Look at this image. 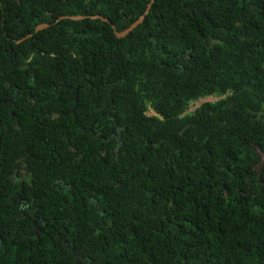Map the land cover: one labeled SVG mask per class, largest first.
I'll return each instance as SVG.
<instances>
[{
    "label": "trees",
    "instance_id": "obj_1",
    "mask_svg": "<svg viewBox=\"0 0 264 264\" xmlns=\"http://www.w3.org/2000/svg\"><path fill=\"white\" fill-rule=\"evenodd\" d=\"M150 2L0 0V264H264V0Z\"/></svg>",
    "mask_w": 264,
    "mask_h": 264
},
{
    "label": "water",
    "instance_id": "obj_2",
    "mask_svg": "<svg viewBox=\"0 0 264 264\" xmlns=\"http://www.w3.org/2000/svg\"><path fill=\"white\" fill-rule=\"evenodd\" d=\"M154 2V0H151V2L148 4V8L147 10L139 16L138 19H136L131 25H129L126 29H124L123 31H117L115 29V26L112 25V28L114 29V32L115 34L118 36V37H123L127 34H129L137 25H139L143 20H144V17L145 15L148 13V10L150 8V6L152 5V3ZM66 17H69L71 19H75V20H80V19H84L86 17H89V18H92V19H97V18H100L104 21H107V22H110L108 20V18L104 17V16H101V15H98V14H95V15H88V16H85V15H77V16H61L60 18H66ZM59 18V19H60ZM49 24H40L36 27V30H39V29H42V28H45L47 27ZM31 34H29L28 36H30ZM116 127V125H115ZM261 161L263 162L264 161V153L261 155Z\"/></svg>",
    "mask_w": 264,
    "mask_h": 264
},
{
    "label": "flooded vegetation",
    "instance_id": "obj_3",
    "mask_svg": "<svg viewBox=\"0 0 264 264\" xmlns=\"http://www.w3.org/2000/svg\"><path fill=\"white\" fill-rule=\"evenodd\" d=\"M213 99L212 100H204L202 101L199 105H197L196 107H194L191 111H194L197 107H199L203 102H214L216 101L218 98L217 97H212ZM10 100V98H9ZM264 108V107H263ZM112 134L114 136H118L119 133L117 131V129L115 128L113 131H112ZM256 150L257 152H259L260 156L263 154V152L258 148L256 147ZM262 158V157H261ZM262 161H260V163L258 164L260 167H262ZM14 174V173H13ZM14 179V178H13ZM20 180H22V178H20ZM15 182H18L19 180H16L14 179ZM57 182L54 183V185L56 184ZM17 213L18 214H21L22 216H25L28 220H30L32 223H34V212L32 209L29 208V202L23 198V197H20L18 198V205H17ZM34 231V230H33ZM31 234H34V232H32ZM0 242L3 243V240L0 236Z\"/></svg>",
    "mask_w": 264,
    "mask_h": 264
},
{
    "label": "built area",
    "instance_id": "obj_4",
    "mask_svg": "<svg viewBox=\"0 0 264 264\" xmlns=\"http://www.w3.org/2000/svg\"><path fill=\"white\" fill-rule=\"evenodd\" d=\"M201 101H202V99H198V100L192 101L189 104L188 111H191L194 107H196L197 105H199Z\"/></svg>",
    "mask_w": 264,
    "mask_h": 264
},
{
    "label": "rangeland",
    "instance_id": "obj_5",
    "mask_svg": "<svg viewBox=\"0 0 264 264\" xmlns=\"http://www.w3.org/2000/svg\"><path fill=\"white\" fill-rule=\"evenodd\" d=\"M212 97H213V96L206 97V98L202 99V101H204V100H212V99H213ZM202 101H201V102H202ZM201 102H200V103H201Z\"/></svg>",
    "mask_w": 264,
    "mask_h": 264
}]
</instances>
